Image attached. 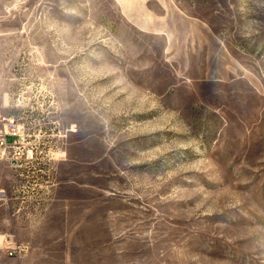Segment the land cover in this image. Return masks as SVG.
<instances>
[{"label": "rangeland", "instance_id": "374dc122", "mask_svg": "<svg viewBox=\"0 0 264 264\" xmlns=\"http://www.w3.org/2000/svg\"><path fill=\"white\" fill-rule=\"evenodd\" d=\"M0 264H264V0H0Z\"/></svg>", "mask_w": 264, "mask_h": 264}, {"label": "built area", "instance_id": "2783aa9c", "mask_svg": "<svg viewBox=\"0 0 264 264\" xmlns=\"http://www.w3.org/2000/svg\"><path fill=\"white\" fill-rule=\"evenodd\" d=\"M9 129H11V130L2 133L1 144H3V146L5 148H8V147H12V148L14 147L15 148L14 154H15L16 161L19 165H21L19 163V160H21L23 158L24 151L20 146L16 145V143L13 144L11 142V141L16 142L15 138H16V135L18 133V131L16 130V126L13 122H11L9 124ZM8 134L12 135L10 140L8 138ZM26 249H27V246L25 244L17 243V244H14L12 246L10 245L7 248V253L9 256H18V255L23 254L26 251Z\"/></svg>", "mask_w": 264, "mask_h": 264}]
</instances>
